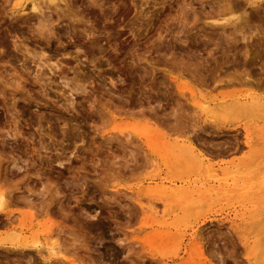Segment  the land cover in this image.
I'll use <instances>...</instances> for the list:
<instances>
[{
	"label": "rangeland",
	"instance_id": "1",
	"mask_svg": "<svg viewBox=\"0 0 264 264\" xmlns=\"http://www.w3.org/2000/svg\"><path fill=\"white\" fill-rule=\"evenodd\" d=\"M36 1L0 0L8 210L50 218L72 264H264V0ZM162 187L202 194L163 214ZM0 245V264H50Z\"/></svg>",
	"mask_w": 264,
	"mask_h": 264
},
{
	"label": "bare ground",
	"instance_id": "2",
	"mask_svg": "<svg viewBox=\"0 0 264 264\" xmlns=\"http://www.w3.org/2000/svg\"><path fill=\"white\" fill-rule=\"evenodd\" d=\"M24 1H26V0H17L16 4L22 6L24 4ZM30 1H31V8H32V10L36 11V9H37V6H36L37 1L36 0H30ZM48 1L51 2V3H54V1L56 2V0H48ZM60 1L64 2V0H60ZM66 6H67V4H66ZM228 8H229V6L226 9L227 10H231L232 9V8H230V9H228ZM234 10L235 9H233V11ZM236 10H237V8H236ZM12 12H13V10H12ZM233 17H234V14H230L227 17L223 16V17H221L219 19H216V20L214 19V21L215 22H229ZM45 28H46V26H45ZM45 28H44L45 31L48 30V29H45ZM36 32H37V36L38 37L44 38V34L43 33H40L41 31L38 32V30H37ZM0 43L2 44L3 43V40H0ZM92 43L95 44L93 42V38H92ZM16 45L17 44H15L14 47L17 48ZM21 52L24 54V58H25L24 61H23L24 63L26 62V58L28 60H30L31 62H34L35 65H36V67H37V65L38 66L40 65V63H38V62L42 61V59H44L45 62L43 60V62H41V64H47V65H49L48 63H50V64L52 63V62H49V61H51V58L52 57L50 58V57L47 56L45 58L44 52H43V50L41 48H40V50L38 52H35L33 55H31V57H30V53L28 52V48L26 49L25 46H24L23 50H21ZM244 55H246V54H244ZM245 57H246V59H244V60H248L247 59V55L244 56V58ZM34 58H36V60ZM56 61L58 62V60H56ZM245 63H246V61H245ZM52 67L54 68L53 65H52ZM58 76H59V79H61V80L64 81L63 86L64 85H68V86H65V87H69L70 90L71 89H72V91L73 90H76L77 91L79 89H81V91H82V89L84 90V88H83L84 87L83 86L84 85L83 84L84 82H81L80 79H75V78L70 79L71 82H70V86H69L68 81H70V80L64 74H61V75L59 74ZM241 81H243V80H241ZM241 81H240V83H242ZM252 82L253 81L250 82L251 85H252ZM255 82L257 83V81H254L253 83H255ZM258 84H260V83H258ZM41 85L42 84L39 85L40 88H41ZM42 88H43V86H42ZM44 89H43V91H44ZM67 98H66V100L68 101L69 100V97H67ZM118 132L119 133H123L122 130H118ZM110 133L111 132H106V134L109 137H111V134ZM259 136L260 135L257 134V130H256L255 127H253V128H249V127L246 128L245 129V136H244V139H245L244 140V143H245V145L248 146V147H250L251 150L253 148L254 151H256V149H258V145H259V142H260L259 141L260 140ZM192 153H190V154H192ZM57 161H59V160H57ZM224 175H226V174H224ZM226 179L223 177V180L219 181L218 183H221V182L222 183H226ZM139 192H141V191H139ZM7 194H9V193L7 192ZM7 194H6V192L4 190L0 189V217L1 216H4L5 217V222H2L0 220V227H4L6 225V223L7 224H11L14 219H17L19 221V226L17 228H13L12 230H14L15 232H17L18 233V236L15 237V238H12V237L4 238L5 240H8V242H6L4 239H0V244H2L3 246L4 245L5 246L6 245H9V246L14 247V248L19 249V250L22 249V251L23 250H27V251H29V250H35L36 253H38V255L41 257V259L43 261H47L50 264H51V261H52L51 259H55V260L61 261V263L63 262V260H65V262L67 261L68 263H71L72 264L73 263V260H71L69 257H66L65 254L63 252H61L59 248H57V246H58V243L56 241L57 239L55 240V238H52L51 237L52 236V231L54 229V227L52 226L53 224H52L51 219L48 218V217H45L43 220L38 221V222L35 223L34 222V214L30 210V208L29 209H26L24 211H21V212H15V211H12V210H8L9 200L7 198L9 196ZM159 194L161 196H159L157 198V200H159L162 203V205H163V214H168V212H174V206L176 208H183L185 206V201L184 200H191L190 203L197 202V201L192 200V196H194V195H200V194H202V191H199L197 189L196 190H192V189L188 190L187 187H180V188L179 187H168V188H166V187L163 188L162 187L161 192ZM137 196H138V194H137ZM137 203H138V205L140 207L141 212H144L147 209L153 215L155 213H157L156 207H155V205H153V203L151 201H148L147 202L148 204H146V206H145L141 202V200L139 198L137 200ZM146 221H147V219H146ZM149 223L150 224H153L154 223L155 227L159 226L160 228H163L165 226V223L166 222L165 221H157V220H154L153 219V220H150ZM26 232H29V234L26 235ZM158 233H156V234H158ZM165 242L166 241H164V240L162 242H160V247L165 246L166 245ZM183 242L184 241H182V243ZM160 247L157 249L158 255H159V253H161V254L163 253V249L160 248ZM189 248H191V246H189V244H188V249ZM197 248H199V247H197ZM185 251H186L185 253H188L187 252V247H185ZM58 261H55V262L58 263ZM53 264H54V262H53Z\"/></svg>",
	"mask_w": 264,
	"mask_h": 264
}]
</instances>
